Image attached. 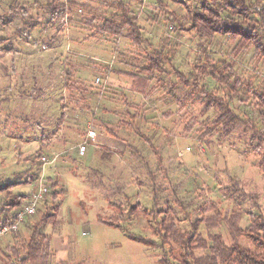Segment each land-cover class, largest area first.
<instances>
[{
	"label": "rangeland",
	"instance_id": "1",
	"mask_svg": "<svg viewBox=\"0 0 264 264\" xmlns=\"http://www.w3.org/2000/svg\"><path fill=\"white\" fill-rule=\"evenodd\" d=\"M74 1L89 10H74L63 21L47 25L39 8L45 0H0V14L11 4L29 7V21L36 25L28 29L27 15L17 13L10 26L0 27V185L24 182L26 173H35V181L12 188L15 195L29 197L27 204L43 185L49 190L55 184L62 192L58 223L42 230L49 244L43 264H161L163 257L171 263L161 250L126 237L130 233L159 243L151 217L142 212L131 220L127 216L121 229L99 221L116 218L114 204L124 214L135 204L151 209L154 197L155 211L172 207L177 199L194 217L206 219L199 234L203 244L220 236L226 245L236 242L249 248L247 240L233 237L228 223L245 228L256 215L264 221V124L253 121L247 105L231 101L236 113L255 123L259 140L249 142L250 134L240 128L224 139L206 135L212 112L203 115L197 104L178 103L175 99L185 90L170 88L174 78L157 82L155 73L148 80L140 70L150 50L126 37L114 39L98 32L101 16L111 13L107 2ZM122 1L136 14L142 38L153 46L166 44L164 54L175 50L173 68L189 72L201 55L199 41L176 34L165 15L167 9L184 16L185 9L171 0ZM197 1L185 4L191 8ZM211 50L214 63L226 62L241 79L264 88V59L250 48L218 36ZM204 85L224 95L210 78ZM93 117L121 123L120 140L112 147L87 136L88 132L105 136ZM82 146L85 151L80 155ZM33 160L39 168L31 166ZM44 196L16 232L0 237V264L23 255L30 227L39 220L37 211H46ZM195 253L206 250L198 248Z\"/></svg>",
	"mask_w": 264,
	"mask_h": 264
},
{
	"label": "trees",
	"instance_id": "2",
	"mask_svg": "<svg viewBox=\"0 0 264 264\" xmlns=\"http://www.w3.org/2000/svg\"><path fill=\"white\" fill-rule=\"evenodd\" d=\"M171 1L181 5L185 9V14L179 16L165 9L166 20L175 25L173 30L176 34L196 37L199 41L198 52L201 55L187 73L173 68L171 62L175 50L164 54L166 44L153 46L148 40L142 38L137 16L127 2L103 0V3L107 2L105 5L111 10V13L107 17L101 16V25L96 28L101 35L114 39L126 37L132 44L138 47L144 46L145 51L150 50L145 54L140 70L146 72L145 75H149L148 80L153 79L155 73L157 82L164 83L161 77L174 78L176 82L170 88L174 90L181 87L185 90L181 98L175 99L178 103L197 104L200 107L199 113L203 115L212 112L211 119L207 120L206 135L215 133L218 138L224 139L240 128L250 134L249 142L258 141L261 135L255 123L242 118L231 108L230 104L231 101H237L247 105L252 109L253 121L264 124V88L241 79L237 71H234L235 69L228 66L226 62L214 63V60L210 59L209 53L212 51L213 39L219 36L241 43L242 46L250 48L253 53L264 59V6L262 0H198L191 8L185 4L186 0ZM39 8L45 12L44 17H47V25L58 20L63 21L66 14L73 13L74 10L82 12L89 10L87 5L74 0H67L64 3L59 0H45V4L40 5ZM28 11L29 7L21 8L11 4L7 12L0 14V27L10 26L16 14L23 13L25 16L27 15V28L33 30L36 25L29 21L31 17L28 15ZM79 23L81 25L88 24L87 21H79ZM122 31L126 32V36L122 35ZM2 41L3 39H0V43ZM209 42L211 44L207 45ZM4 51L8 53L11 49H4ZM208 78L216 83L217 90L224 92L223 96H220L218 92L208 91L204 85ZM93 120L97 122V128L105 136L120 140L118 129L121 128V123L112 125L96 117H93ZM132 120H135L134 116L131 117ZM30 163L34 168L40 167L36 160ZM261 169L264 172V158ZM24 177V182L0 185V227L13 223L19 209L29 200L28 196L15 195L12 192L15 185L36 180L35 173L32 175L26 173ZM234 183L236 182L232 181L231 186L238 191L240 188H237ZM55 187L56 185L53 184L44 196L43 205L46 211L43 213L37 211L39 220L30 227L31 234L24 246L23 255L15 256L14 254L15 258L7 264H43L49 244L48 237L42 233V230L58 223L56 216L61 208L59 196L62 192H57ZM46 196L51 199L49 205H47ZM155 202L154 197L153 207L151 209L142 208L144 210L138 208V204L131 205L127 214H124L119 205L114 204L116 218L114 220L99 218V221L107 227L121 229V222L136 218L138 212H142L146 217H151L154 222L153 234L159 243L130 233H126V237L129 241L147 248H157L165 256L170 257L171 263L166 257H163L160 260L161 264H264V221L260 215L251 218V224L245 228L238 226L235 221L228 223V229L233 237L247 240L250 244L249 248H244L236 242L226 245L220 236L212 237L210 244L205 245L202 239H199V234L206 219L194 217L181 200L176 199L172 207L159 211H155ZM127 216L129 218L125 220ZM198 248L206 250V253L197 256L195 251ZM165 249H168V252Z\"/></svg>",
	"mask_w": 264,
	"mask_h": 264
},
{
	"label": "built area",
	"instance_id": "3",
	"mask_svg": "<svg viewBox=\"0 0 264 264\" xmlns=\"http://www.w3.org/2000/svg\"><path fill=\"white\" fill-rule=\"evenodd\" d=\"M87 136L91 139L94 140L96 137V134L93 132H88ZM85 151V148L82 146L79 149V154L83 155ZM43 160H45L43 158ZM48 192L47 186L43 185L41 186L31 197L29 203L24 206L20 212L17 213L16 219L13 223L9 225H4L0 227V237L6 235V234H11L17 231L19 227V223L28 216L34 215L36 208L40 201L42 200V197Z\"/></svg>",
	"mask_w": 264,
	"mask_h": 264
},
{
	"label": "crops",
	"instance_id": "4",
	"mask_svg": "<svg viewBox=\"0 0 264 264\" xmlns=\"http://www.w3.org/2000/svg\"><path fill=\"white\" fill-rule=\"evenodd\" d=\"M97 139L99 142L103 141L102 143L105 144V147H112L111 144H113L114 139L108 138L106 136H101L97 138V136L94 138V140Z\"/></svg>",
	"mask_w": 264,
	"mask_h": 264
}]
</instances>
